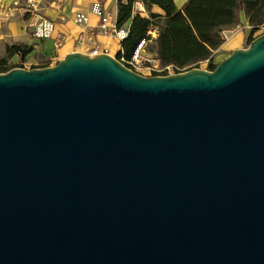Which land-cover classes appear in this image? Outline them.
Segmentation results:
<instances>
[{
  "label": "water",
  "instance_id": "obj_1",
  "mask_svg": "<svg viewBox=\"0 0 264 264\" xmlns=\"http://www.w3.org/2000/svg\"><path fill=\"white\" fill-rule=\"evenodd\" d=\"M0 264H264V34L213 71L0 74Z\"/></svg>",
  "mask_w": 264,
  "mask_h": 264
},
{
  "label": "trees",
  "instance_id": "obj_2",
  "mask_svg": "<svg viewBox=\"0 0 264 264\" xmlns=\"http://www.w3.org/2000/svg\"><path fill=\"white\" fill-rule=\"evenodd\" d=\"M136 2L144 6L147 16L135 12ZM155 7L162 13L155 12ZM242 12L248 16L254 32L264 24V0H188L182 10L178 9L176 0H128L127 4L120 1L117 28L127 29L128 36L122 41L117 59L130 61L140 43L150 39V31H156L157 58L162 66L192 70L210 60L213 71L214 52L223 44L221 31L239 25ZM32 51L33 46L27 44L7 47L10 56L20 55L23 59ZM126 67L131 68L127 63Z\"/></svg>",
  "mask_w": 264,
  "mask_h": 264
},
{
  "label": "crops",
  "instance_id": "obj_3",
  "mask_svg": "<svg viewBox=\"0 0 264 264\" xmlns=\"http://www.w3.org/2000/svg\"><path fill=\"white\" fill-rule=\"evenodd\" d=\"M14 0H0V39H2V50L5 51L9 44H27L33 46L30 57L43 62L45 66H36L35 69L52 67L63 60L68 54L79 52L83 54H109L117 57L122 51V41L116 36L104 35L100 32V19L91 12V5L95 0H44L40 6L39 14L56 25L54 35L45 40L37 39L34 36L33 28L29 22V16H18L8 19L5 16L6 8ZM105 10L110 15L113 25L117 27L118 5L120 1L127 4L128 0H100ZM188 0H176L179 10H182ZM144 8L140 2H136L134 10ZM157 13H162L158 8H154ZM145 12V8H144ZM137 13V12H136ZM77 14H83L88 19L87 25L78 24L75 20ZM143 16H147L141 13ZM241 23L229 28L239 27L236 35L229 40L228 46L233 52L236 49H243V44L251 35L248 16L245 12L240 14ZM127 30V29H126ZM154 36H157L155 31ZM262 34L255 32L253 39ZM153 37L154 56H157V44ZM147 44V42H146ZM145 44V45H146ZM24 65V64H23Z\"/></svg>",
  "mask_w": 264,
  "mask_h": 264
},
{
  "label": "built area",
  "instance_id": "obj_4",
  "mask_svg": "<svg viewBox=\"0 0 264 264\" xmlns=\"http://www.w3.org/2000/svg\"><path fill=\"white\" fill-rule=\"evenodd\" d=\"M43 1L44 0H14L6 8L5 16L8 19L18 16H29V22L33 28L35 38L41 40L49 39L54 35L56 25L53 21L39 14L40 6ZM91 12L100 19L99 29L102 34L116 36L121 41L125 40V38L128 36V30L118 29L112 24L110 15L105 10L102 1L95 0L91 5ZM135 12L142 13L144 12V8H138L135 10ZM75 20L78 24H88V19L83 14H77ZM238 29L239 27H233L222 30L220 36L223 43L232 39L234 35H236ZM146 42V40L142 41L136 49L132 59L126 62L131 68H136L140 65L146 64L147 69H149L154 76H169L187 72L189 67L179 68L174 65L162 66L157 56L151 58L147 57L144 51ZM207 61L210 62V60ZM194 66L196 67L197 65Z\"/></svg>",
  "mask_w": 264,
  "mask_h": 264
},
{
  "label": "rangeland",
  "instance_id": "obj_5",
  "mask_svg": "<svg viewBox=\"0 0 264 264\" xmlns=\"http://www.w3.org/2000/svg\"><path fill=\"white\" fill-rule=\"evenodd\" d=\"M144 15L146 14L147 15V12H142ZM257 35L258 34H264V24L261 25L257 30ZM155 31H150L149 33V37L150 39L147 40V44L145 45L144 47V51H145V55L147 57H154V44L152 41V38L153 37H157V36H154L152 34H154ZM250 33L251 35L248 37V39L245 40L244 44H243V49H246L249 47L250 45V41L251 40H254L252 38L253 34L255 33L254 30H250ZM228 42H224L220 48L218 50L215 51L214 53V57H213V60H212V63L213 65H218L221 61H223L224 59H226L227 57H229L231 55V49L229 48L228 46ZM11 45H14V44H11ZM9 44L6 45V48H5V51L3 52L2 50V39H0V74H2L1 70L2 69H7L9 71L15 69V68H24V69H27V70H31V69H35L36 66H42L44 63L39 61L38 59H33V57H30L27 56L26 58H22L20 55H12L10 56L8 53H7V47L8 46H11ZM114 57V56H113ZM117 58V57H116ZM5 60V64L2 65V61ZM121 61L125 66H126V62L124 59L122 60H119ZM37 63L36 66H34V64ZM24 64V65H23ZM210 62L208 61H204L202 63H200L199 68H195V69H202V70H208V71H212L210 69ZM45 66V65H43ZM51 67V66H50ZM53 67V66H52ZM46 68V67H45ZM131 69L132 71L138 73L139 75L141 76H144V77H153V73L150 72L149 69H147V65L146 64H143V65H140L136 68H129ZM194 69V68H193ZM187 71H190V70H187ZM7 72H3V73H7Z\"/></svg>",
  "mask_w": 264,
  "mask_h": 264
}]
</instances>
